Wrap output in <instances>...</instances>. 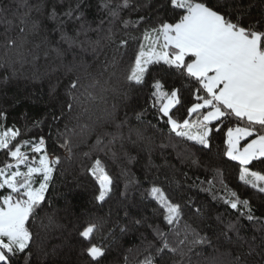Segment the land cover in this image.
<instances>
[{"label": "trees", "instance_id": "1", "mask_svg": "<svg viewBox=\"0 0 264 264\" xmlns=\"http://www.w3.org/2000/svg\"><path fill=\"white\" fill-rule=\"evenodd\" d=\"M205 2L245 25L259 21L264 30V0ZM0 8L6 10L0 14V131L19 130L12 143L36 159L39 154L23 141L43 137L50 160L60 161L53 165L45 201L30 219V249L14 264H90V244L105 250L99 264H143L146 257L156 264H213L214 258L224 264L237 247L222 234L228 223L259 245L264 193L245 185L238 161L224 155L226 128L217 131L214 122L210 148L177 137L152 96L154 78L165 91L178 89L181 102L170 115L193 120L187 109L195 102V82L162 63L149 67L143 85L126 81L145 33L161 20L175 22L166 0H127L126 6L125 0H0ZM5 19L14 44L5 42ZM8 151L0 149V167L15 164ZM96 159L113 180L103 202L96 199L99 185L89 171ZM249 168L264 174L259 160ZM153 186L182 206L178 221L169 225L164 219L149 194ZM232 192L249 201L256 220L225 203ZM88 225L96 226L91 241L79 234ZM193 230L209 243L192 247ZM158 233L169 245L163 253L157 252ZM229 236L237 239L236 233Z\"/></svg>", "mask_w": 264, "mask_h": 264}, {"label": "snow or ice", "instance_id": "2", "mask_svg": "<svg viewBox=\"0 0 264 264\" xmlns=\"http://www.w3.org/2000/svg\"><path fill=\"white\" fill-rule=\"evenodd\" d=\"M166 4L176 18L175 22L161 20L158 27L145 33L149 43L140 45L126 81L132 86L143 85L149 67L161 63L168 70L194 81L195 102L187 112L189 117L195 114L196 119L185 118L181 122L170 115L171 109L181 102L179 90L165 91L162 81L154 78L152 96L160 105L159 112L167 118L170 131L177 137L210 148L214 122L217 131L223 125L226 128L224 155L231 161H238L239 179L245 185L264 193V174L249 168L253 161L264 163V30L257 27L260 22L245 25L240 18H233L229 13L209 6L205 0H166ZM5 11L0 8V14ZM28 15L25 12L20 22L26 23ZM3 22L9 26L5 29V42L14 44L15 41L7 36L11 21L5 19ZM33 27L37 25L34 23ZM76 87L77 83L73 82L71 88ZM3 116L0 113V117ZM19 135V130L13 128L0 131V149L9 150L6 155L15 160V164L5 163L0 167V189L8 192L0 194V264H14L15 258L30 249L33 239L28 226L30 219L35 218L45 201L53 165L60 162L58 158L50 160L43 137L36 143L23 141V145H30L33 154H40L38 160L33 155L29 161L21 145L12 143ZM250 137L254 138L248 140ZM242 140L244 144H241ZM21 165H25L27 170L21 171ZM89 171L99 185L96 199L103 202L113 190L112 177L100 159L94 161ZM36 183L38 187H34ZM149 194L163 209L164 219L169 225L180 219L182 206L173 202L161 188L153 186ZM225 203L234 210L246 209L244 214L249 221L257 219L252 214L249 201L240 200L235 192ZM220 223L224 224V221L221 219ZM95 227L88 225L79 233L80 236L91 241ZM230 232L236 233L235 241L229 236ZM239 233L238 224H224L222 234L230 244L237 246L235 253L231 254L232 259L224 264H249V260L252 264H264V236L257 245L255 237L249 242ZM158 235L162 247L157 248V252L163 253L169 245L164 233ZM207 243L206 237L193 230L192 247ZM245 244L247 251H243ZM170 251L175 252L176 249L171 248ZM86 253L91 258L90 264H99L105 250L102 246L90 244ZM256 256L260 259L256 260ZM143 264H156V261L146 257ZM213 264H221V261L214 258Z\"/></svg>", "mask_w": 264, "mask_h": 264}, {"label": "rangeland", "instance_id": "3", "mask_svg": "<svg viewBox=\"0 0 264 264\" xmlns=\"http://www.w3.org/2000/svg\"><path fill=\"white\" fill-rule=\"evenodd\" d=\"M151 31H149V33H150ZM142 42H141V44L143 43V44H145L146 46L148 45V43H149V41L148 40H146L145 39V35L143 36V38H142V40H141ZM140 49V48H139ZM139 51V50H138ZM194 119H196V116L194 117ZM40 155V154H39ZM33 156V155H32ZM32 156H30L29 158L31 159L32 158ZM38 159H39V156L37 157ZM37 159V160H38ZM2 167V166H1ZM21 170V169H20ZM35 185H37V186H35ZM34 187H38V184H34Z\"/></svg>", "mask_w": 264, "mask_h": 264}, {"label": "crops", "instance_id": "4", "mask_svg": "<svg viewBox=\"0 0 264 264\" xmlns=\"http://www.w3.org/2000/svg\"><path fill=\"white\" fill-rule=\"evenodd\" d=\"M254 138V137H251V139Z\"/></svg>", "mask_w": 264, "mask_h": 264}]
</instances>
